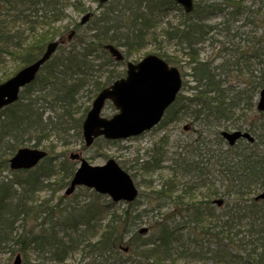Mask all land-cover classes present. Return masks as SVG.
Masks as SVG:
<instances>
[{"label":"trees","instance_id":"16d2710c","mask_svg":"<svg viewBox=\"0 0 264 264\" xmlns=\"http://www.w3.org/2000/svg\"><path fill=\"white\" fill-rule=\"evenodd\" d=\"M150 1L119 0L120 7H117V11H104L97 18L94 24L96 27L90 29V34H81L85 38L82 37L78 41L77 35L74 36L79 46L72 42L64 50L61 49L64 51L63 54L55 55L40 69L34 82L23 88L18 101L0 111V170L7 168V157L20 147H25L30 137L37 138L46 133L50 119L44 117L42 103L52 104L54 100V105L61 107L63 111H68V108L74 106L80 90L92 83L93 75L100 76L105 73L102 82L90 84L95 95L109 86L113 80L121 77V74L114 69L108 70L111 66L120 65V62L108 58L107 52L102 53L105 56L94 67H87L92 49L102 48L104 43L115 44V47L126 48L128 52L124 57L128 58L131 50L135 48L139 50L144 45L145 36L152 33L150 31L156 30L163 22L167 24L164 35H168L169 38L170 35L173 36L172 39L177 40L187 51L188 67L194 83L190 88V97L176 100L168 113L173 111L174 116L191 117L192 122L200 124L203 131L205 128L218 129L221 124L237 130L242 128L241 124L235 122V114L239 111L243 114L242 118H245L247 116L243 111H251L255 107L251 94L264 88V70H261L259 78H256L258 82L254 85L237 92L230 88L225 90L222 88L219 74L215 72L216 68L199 59L196 49L207 33L208 26L204 24L207 20L205 15L216 8L213 5L201 7L196 1L193 12L183 13L182 24L174 27L164 14L167 7L174 4L158 0H154L157 3L153 4ZM215 1L231 8L230 16L239 9V3L235 0ZM257 2L264 6V0ZM67 6L75 9L76 12L82 11L81 3L78 1L0 0V65L9 59L18 62L19 69L35 62L45 46L54 41L56 36V32L51 28H48L50 31H45V28L48 24L60 23L66 16ZM171 29L174 32H169ZM64 32L65 30L58 32L59 36ZM75 52L81 53L80 58ZM163 55L156 56L171 66L177 63L169 56ZM70 79L72 81L69 82ZM258 114L264 118L262 113ZM249 125L255 136L252 144L240 146L238 142L235 147H228L225 154L221 148L216 147L217 149L212 150L211 146L207 145L210 141L205 142L199 134L200 139L191 142L190 145L186 144V149L189 148L187 154L184 155L183 152V155L179 154L174 160L171 159L174 165L173 172H177L185 181L184 183L173 181L169 186L162 184L160 187L159 191L170 199L172 209L165 217L166 222L159 226L158 243L149 239V243L136 246L143 240L136 230L137 226L143 222V219L150 220V216L144 215L147 214L145 210H139L137 203L132 211L140 215L131 217L129 213H125L118 217L113 212L111 218L102 225L99 215L109 207L100 204L97 200L99 196L95 193L93 194L95 200H89L83 205L69 206L68 210H65V215H61L54 224L53 233L57 227L62 229L64 225H68L70 229L62 232L68 230L79 239V242L86 241V235L93 233L88 240L96 237L97 240L94 243L87 241L88 243L82 245V251L87 249L86 253L96 258V264H116L120 261L118 248L123 244V237L125 238L127 234L131 235L126 240L127 243L134 246L135 254L143 258L146 263L242 264L244 248L248 260H252L254 264H264V201L256 202L253 199V196L259 192H264V125L254 126L251 123ZM213 138L219 145L218 132ZM258 148L260 150L257 153ZM236 149L239 152H236ZM159 159L152 157L142 165V171L148 173L157 171L160 166ZM68 164L64 161L61 165L62 169L65 167V170L60 169L65 173L62 177L58 175L61 171H54L53 164L51 162L48 164L50 170L48 177L56 176L60 180L56 187L61 186L60 188L64 189L68 185L65 182L70 180L73 174L72 170H68L70 168ZM61 178L67 180L61 181ZM217 181L219 183L215 185ZM13 184H18L22 188L14 202L11 193ZM13 184L0 182L2 242L7 246L10 245L9 242L20 246L30 245L37 254L41 255L43 249H46L50 243V241L42 242L40 239L45 236L43 230L35 234L33 241L28 244L23 234H16L18 238H15L16 228H12L6 220L8 213L14 208L26 205L25 201L31 200L32 189L37 187L39 182L22 179L21 182L13 181ZM199 189L204 193L198 194ZM178 190L179 194H177ZM221 192L222 195L219 194ZM220 196L226 198L225 204L222 207L213 206V199ZM87 211L98 218L95 226H91L94 225V221L90 224L91 221L77 215ZM154 211V208L149 210L151 213ZM54 215L58 214L54 213ZM69 219L72 222L71 226ZM175 219H180L185 225L182 228L183 232L179 234H174L167 227V224L173 225ZM241 224H244L243 230L240 229ZM83 228L87 233H83ZM150 229H152V221ZM212 246H214L213 250L208 251L207 249ZM69 251L62 246L60 250L51 252L57 258L60 252L69 253Z\"/></svg>","mask_w":264,"mask_h":264},{"label":"rangeland","instance_id":"374dc122","mask_svg":"<svg viewBox=\"0 0 264 264\" xmlns=\"http://www.w3.org/2000/svg\"><path fill=\"white\" fill-rule=\"evenodd\" d=\"M72 1L80 2L82 11L76 12L75 9L67 6V11L65 12L66 16H64V19H62L60 23L48 24L45 31H50L48 28L55 31L56 36L54 38L59 37L58 32L63 30H65V32L61 37L66 39V36L70 31H78L81 29L79 33H74L77 35V40L81 39L83 37L81 34H90V29L96 27L94 24L104 11H117V7H120L119 0H110L104 3H101L100 0H70V2ZM196 1L201 4V7H205V5H213L214 8H222V10H213L210 14L205 15L207 16V20L204 24L208 27L206 28V35L202 37V42L199 43L196 48L198 50L199 59L207 62L214 69L216 68L215 72L216 74H219L223 81L224 88H230L232 91L234 90L237 92L243 88H248L249 85H254L258 82L256 78H259L258 76L261 74V70H264V6H261L257 0H235L239 3V9L237 11L234 10L236 13L230 16L227 13L232 12L231 8L225 7L219 1ZM150 3L154 4L157 2L151 0ZM167 8L168 9L164 11V14L167 16L170 24L174 27L182 24V9L179 6L175 7L173 5H170ZM177 8H179V10ZM87 12L91 15L83 25L81 21ZM77 25L79 26L77 27ZM160 25L161 26L156 30L150 31L152 33L145 36L144 47L139 50L136 48L132 49L129 57H124V60L120 62L119 66H111L108 70L111 71V69H114V71L120 72V74L125 73L126 62H138L147 55H158L160 57H162V54H164L163 56L167 55L177 62L173 66L179 70L182 78L180 96L188 98L190 97L189 89L192 88L194 84L191 82V77L189 75L191 70L188 67V59L186 56L187 51L183 45L177 42V40L172 39L174 38L173 36L170 35L169 38L168 35H164V28L167 25H165V22ZM169 32L174 31L171 29ZM70 43L71 42H68L66 39V41H64V44L66 45L61 49L64 50L67 44ZM73 43H76V39L73 40ZM119 48L125 56V53L128 51L122 47ZM63 52L64 51L61 50L55 54L59 55L63 54ZM17 67L18 62L6 59V61L0 65V82L6 81L23 68L18 69ZM104 78L105 73L100 76L93 75L92 83L102 82ZM249 82H251V84H249ZM90 84L80 90L74 106L68 108V111H63L61 107L54 105V100L52 101V104H46L45 102L42 103V107L44 108V110L42 109V113L45 118L50 119L49 125L46 127V133H52L48 139L43 140L42 146L40 147L42 149L44 146L49 147L48 155L53 159L51 161L55 162L54 164L58 167L65 161L66 163H69L68 165L70 169H76L79 166L80 161L78 159H71L70 156L73 154H77L81 159H84L92 166H102L108 160H114L120 165V167L126 169L130 175H135V178H137L136 180L134 179L135 184L139 187L138 189L140 193L144 196L160 188V184H163L164 180L170 178L171 172L168 171L167 166L172 165L170 163L171 158L174 160V158H177L181 153L180 151L182 149L178 147L179 145L186 146L187 143L190 145L191 142L200 139L199 134H201L205 142L206 140L210 141V144L207 145L211 146L212 150H215L217 149V143L213 138L214 134L216 135L218 132V136H220L222 131L231 133L237 130L233 129L231 126L226 127L221 124L218 129L210 128L211 130H207L205 128V131H203L202 126L196 122L193 123L191 117H180L179 115L174 116L172 111L169 113L166 112L156 127L144 132L140 136L106 145L101 141H97L101 143L100 146L96 144L92 147H86L82 139L81 122L84 119L85 113L89 110L91 102L95 96V93H93V87ZM251 96L253 97L254 105L256 101V92L253 91ZM115 112L116 110L114 107L108 103L103 108L102 116L109 117ZM243 113L246 114L247 117L242 118L243 114L237 111L235 114V122L238 125L241 124L242 128L239 129L241 132L248 133L252 139H255L254 134L251 132L252 130H250L249 124L251 123L254 126L264 125V118L259 116V112L256 111L255 107H253L251 111L244 110ZM244 120L245 122H242ZM77 125H80V127H77ZM35 140V137H30V141L25 143V147L32 148ZM239 143L240 146H247L249 141L241 140ZM221 146L222 150L225 149V151H227L225 141ZM220 148L221 147H219V149ZM259 150L260 148H258L256 152L258 153ZM152 157L160 158L159 161L162 169L149 173L142 171V165L145 162L150 161ZM10 171L12 172L7 164L6 169L0 170V180L7 182L8 184L16 179L20 182L23 178L21 175L22 172L18 173L17 177H14ZM54 171H57V169H54ZM32 172V174L36 175L39 173V170H32ZM57 179L56 176H53L50 180L44 183L43 181H40L38 185L39 187H37L39 189L36 190V188H34L31 192V200L25 201V204L30 208L39 207L43 208L46 212L57 213L58 215H54V224H56L57 219L61 215H65V210H68L69 206L83 205L89 200L95 198L90 191H85L84 188L77 189L70 195H65L63 192L65 188H60L61 186L50 188V185L53 184V182L55 184ZM138 179L148 180L153 184L149 186H139ZM172 179L178 183H184L185 181L178 175L176 179ZM218 183L219 181H217L215 185ZM21 189L20 186H12L11 193L13 202L19 196ZM179 193L178 190L177 194ZM203 193V190H198V194ZM257 193L258 192H256V194ZM219 194L222 195V192ZM220 197H216L213 200H221L222 203L219 207H222L225 204L226 198L223 196ZM197 198H200V196H197ZM99 200L102 204L109 202V199L106 196H101ZM137 200L140 201L142 208H145L148 205V200L146 198L145 200L142 198H138ZM126 206L127 205L125 204H120L106 210L107 212H109V210L116 211V216L121 217V212L127 208ZM213 206L217 205L213 204ZM175 209L177 211L179 210L178 207ZM150 225L151 221L148 219L143 223H140L136 230L138 231L139 229L145 228L146 232L139 234V236H142V238L144 236L146 237V234L150 233ZM15 228V238L16 234H22L24 231H33L35 234H38L43 230L41 227H36L35 218H31L26 223H20ZM57 229H59V227H57L56 230ZM64 233L70 234L68 230ZM129 236L131 237V235ZM126 240H128L127 237ZM9 244L10 245L5 247V252L0 253V264H12L16 254L21 255V264H92V262L83 259L79 253H71V257L62 262L44 261L46 258L35 253L31 246H28L27 248V245L20 246L10 242ZM30 254H34L36 257L31 256Z\"/></svg>","mask_w":264,"mask_h":264},{"label":"water","instance_id":"95a60500","mask_svg":"<svg viewBox=\"0 0 264 264\" xmlns=\"http://www.w3.org/2000/svg\"><path fill=\"white\" fill-rule=\"evenodd\" d=\"M109 0H100L101 3ZM185 13L193 10V0H173ZM86 14L81 23L89 18ZM69 33L67 39L73 35ZM56 42L50 43L40 59L19 70L14 76L0 84V110L12 104L18 96L21 88L27 85L38 72L39 68L49 59L56 49ZM106 49L121 60L116 49L110 45ZM181 86L179 72L174 67H169L163 60L156 56H146L136 66L128 64L125 79L116 81L109 88L102 90L95 98L82 123V136L87 144L98 136L108 140L123 139L154 127L160 120L165 109L173 102L176 93ZM107 100L119 110V114L108 120L100 116V112ZM257 111L264 112V89L259 93ZM227 142L232 145L240 137L252 141L247 133L233 132L222 133ZM42 157L37 151L20 149L10 160L11 169L19 167L31 168ZM39 158V159H38ZM71 159H77L78 155H71ZM37 159V160H36ZM80 169L74 174L70 187L65 191L66 195L73 192L76 185L93 187L99 193L108 194L112 200L132 201L135 197L133 183L125 181L124 172L114 160H109L103 166H92L82 160ZM264 199V193L258 195L255 200ZM146 229L140 230L144 233Z\"/></svg>","mask_w":264,"mask_h":264},{"label":"bare ground","instance_id":"6f19581e","mask_svg":"<svg viewBox=\"0 0 264 264\" xmlns=\"http://www.w3.org/2000/svg\"><path fill=\"white\" fill-rule=\"evenodd\" d=\"M163 2H172L174 4V6H177V4L173 1V0H164ZM196 0H194V4H195ZM222 4V3H221ZM223 5V4H222ZM225 6V5H224ZM227 7V6H225ZM222 10V8H216V10ZM214 10V11H216ZM229 14V13H227ZM81 29H79L78 31L80 32ZM77 30H75V33L78 32ZM78 32V33H79ZM78 41V40H77ZM76 41V45L79 46V42ZM57 45H56V49L54 50V52L51 54V56L49 57V59L40 67L42 68L49 60L52 59V57H54V55H56L55 53L60 51L61 48H64L66 44L64 43H60V42H56ZM107 46V44H103L102 45V48H94L92 49L91 53L92 54H89V57H88V60L90 61L89 65L87 63V67H94L104 56L105 54L102 55V53H105L107 52V50L105 49ZM83 47V46H82ZM95 47V46H93ZM144 47V46H142ZM141 47V48H142ZM47 47H45L44 51L42 52L41 56L38 58L40 59L42 57V55L44 54L45 50H46ZM123 48V47H122ZM140 48V49H141ZM126 49V48H124ZM116 52L122 56L124 55L120 48L117 47L116 49ZM80 52H75V55L77 57L80 58ZM107 57L110 58V59H115V56L112 54V53H107ZM37 59V60H38ZM36 60V61H37ZM123 61V59H122ZM128 64L132 65V66H136L138 64V62H128L125 64L126 66V69H125V73H121V77L120 79H125L126 76H127V71H128ZM119 66V65H118ZM190 69V68H189ZM120 73V72H119ZM190 77H191V73L189 74ZM37 77V75L35 74L34 78L27 84V85H30L34 82L35 78ZM220 78V77H219ZM221 79V78H220ZM119 78L113 80L112 82V85L118 81ZM72 81V79L69 80V82ZM5 82V81H4ZM4 82H1L0 84L4 83ZM191 82H192V77H191ZM193 83V82H192ZM194 84V83H193ZM27 85H25L24 87H26ZM23 87V88H24ZM23 88H21L18 92V96H17V99L13 102H17L18 99H19V96H20V93L22 92ZM106 88H109V87H104L102 90L106 89ZM222 88H224V85H223V81H222ZM226 90V88H224ZM229 89V88H228ZM264 89V88H261L259 89L257 92H256V101L255 103H258L259 101V93L260 91ZM177 94V93H176ZM99 95V93H97L94 98H96L97 96ZM110 101V100H109ZM254 103V104H255ZM91 107V105H90ZM114 109L116 110V112L112 115V116H109L107 119L110 120L112 119L115 115L119 114V110L116 109L114 107ZM160 123V121L154 126L156 127L158 124ZM152 127V128H154ZM148 130L146 131H143L141 133H139L138 135H134V136H129V137H126V138H123V139H120V141H124V140H127L129 138H134V137H137V136H140L141 134H143L144 132H147ZM52 132L50 133H45L43 135H40L39 137L36 138L35 140V143L33 145L32 148H28V147H20L19 149H17L12 155H9L7 157V164H8V167L10 170H12L11 174L14 175V177L18 175V173L22 172L21 175L23 176L22 179L24 180H28V181H37L40 183V181L43 183L50 180V178L48 177V174L50 172L49 168H48V164H50V162L53 164V169H57L58 171H61L59 172L58 175H60L62 177V175H64L65 173L62 171V170H65V167L62 169L61 166H56V164H54L55 162L51 161L53 159H51V157L48 155L49 154V147H46L44 146V148L42 149L40 146H42V142L43 140L45 139H48L49 136L51 135ZM222 133H228V132H221V135L219 136L220 138V144H216L217 145V148L221 147L222 149V144L223 142L225 141L224 140V137L222 136ZM83 139V138H82ZM97 141H101L104 143V145H106V142L108 141V139L104 138L102 135L101 136H98V137H95L93 138V140H91V142L89 144H87L85 142V140L83 139V143L86 147H92V146H95L96 144L100 146L101 143L97 142ZM227 145V143H226ZM236 145H234L235 147ZM180 149H182L180 152V155H183V152H184V155L185 153L187 154V151L189 148L186 149V146L185 145H179L178 146ZM228 145L226 147V150H228ZM20 149H29L30 151H37L40 156L42 155V157L37 160L35 162V164L29 168V169H26V167L22 166V167H19L18 169H11L10 165H9V162L10 160L13 159V157L15 156V153L20 150ZM236 152H239V150H235ZM227 151H225L224 149V153L226 154ZM73 155H77V154H73ZM80 162L84 159H81L79 156L77 158ZM172 159V158H171ZM85 161V160H84ZM45 162V163H44ZM86 163H88L86 161ZM170 163H171V160H170ZM89 164V163H88ZM172 164V163H171ZM143 167V166H142ZM38 169L39 170V173L34 175L32 174V170H36ZM62 169V170H60ZM80 169V166H78L76 169H70L68 168V170H72V177L70 180H67V178H61V181H65L67 180V182H65L66 184H68L66 187H65V190H67L69 187H70V184L74 178V174ZM125 174H124V177L122 179L123 183L125 184V181H131L133 183V188L134 191H135V197L132 201H125V200H117V201H114L111 199V197L106 194V193H99L97 192L93 187H87L85 185H76L74 187L73 190H77V189H81V188H84L85 191H90L91 194L93 193H99V198H101V196H106L108 197L109 199V202L106 203V204H103L104 206L106 207H109V208H106V209H111L112 207H114L115 205H120V204H125L127 205L126 209L124 211L121 212V215L125 214V213H129L131 217H133V215H140L139 213L135 212V211H132V208L134 207L135 203H137V206L140 207L139 210H145L147 212V214H144L145 216H150V220L149 221H152V229L150 230V233L146 234L147 236L143 237V240L139 241L137 243L136 246H142L144 244H147L149 243V239H153L155 240V243H158V236H159V226L166 222L165 221V217L167 215V213L169 211H171L172 208H170L171 204H170V199H168V197L161 193L160 188H158L157 190H154L152 191L150 194H147L146 196H144L142 193H140L139 191V187L135 184V180L137 178H135V175H130L126 169H124L123 167L120 168ZM158 169H162V166H159ZM167 169L169 172H171L170 174V178H167L166 180L163 181V184H165L166 186H169L172 184L173 180L172 178L176 179L178 173L176 172H173L174 171V165H170V166H167ZM1 173V172H0ZM19 178V177H18ZM22 179L20 180V182L22 181ZM135 179V180H134ZM139 180V186L142 185V186H149V185H152L153 183L148 181V180H143V179H138ZM12 181V180H11ZM14 181H17L14 180ZM60 180L57 179V181L55 182V184H57ZM0 182L2 183H6L7 185H10L11 183L13 184V182H10V184H8L7 182H4L2 180H0ZM54 182L53 184L50 185V188H56ZM15 187L18 186V184H13ZM162 183L160 184V187H161ZM159 186V185H158ZM37 187H39L37 185ZM36 188L39 189V188ZM45 187V186H44ZM34 189V188H33ZM32 189V190H33ZM264 192H259L258 194H262ZM99 198L97 199L98 202L100 204H102L99 200ZM138 198H142L143 200H145V198L148 200V205L145 207V208H142V205L140 203V201H138L137 199ZM92 200H95V198H93ZM91 200V201H92ZM261 201H264V199H260ZM153 205V206H152ZM129 206H131L129 208ZM47 207V206H46ZM150 208H154L155 211L154 212H149ZM104 210L103 213H101L99 215V218L101 219V224L103 225L105 222H107L110 218H111V214L113 212L116 213V211H112V210H109V212H107V210ZM170 209V210H169ZM132 213V214H131ZM78 216H82L84 217L86 220H89L91 221L90 224L93 223L94 221V225H91V226H95V221L98 220V218L93 215H91L88 211L87 212H82V213H78L77 214ZM31 218H35L36 220V227H41L43 229V233L45 234V236H42L40 237V239L42 240V242H45V241H50L49 245L46 246V249H43V251L41 252V257L43 258H46L44 261L48 260V261H54V262H62L64 261L65 259H68L69 257H71V253H79L81 255V257L87 261H90L92 262V264H96V258L93 256V255H89L86 253L87 249L85 251H82V245L85 244V243H88L87 241H89L90 243H94V241L97 240V237L95 239H92V240H88V237L91 236V234L93 233H89L88 235H86L85 237V240L86 241H81L79 242V239L74 235V234H66V233H63L62 231L66 230V229H70V227L68 225H64L63 228L61 229H57L54 231L53 233V228H54V213L53 212H46L45 210H43V208H39V207H33V208H30L29 206L27 205H21L19 207H16L14 208V210L12 212H9L8 215H7V223L10 224V226L13 227H16L17 225H19L20 223H26L28 220H30ZM145 218V217H144ZM154 219V220H153ZM146 219H143V222L145 221ZM70 223V226L72 225V222L71 220L69 219L68 221ZM142 222V223H143ZM167 224V223H166ZM167 227H169V231H173L174 234H179L181 233V231L183 232L182 228L185 227V225H183L182 221L180 219H175V221L173 222V225L172 224H167ZM82 228V227H80ZM240 229L243 230L244 229V224H241L240 225ZM84 230V231H83ZM83 233H87L86 229L83 228L82 229ZM95 230L93 229V232ZM89 232H92V231H89ZM185 232V231H184ZM23 238L24 240L26 241V243L30 244V242L33 241L34 237H35V232L33 231H28V232H23ZM130 234H127L126 237L128 238ZM145 235V234H144ZM125 236V235H124ZM126 237L124 238L123 237V244L119 246L118 248V253L120 254V261H118L116 264H151L150 262L149 263H146L143 258H141L138 254L136 255V251H135V248L133 245L131 244H128L127 241H126ZM18 237H16L17 239ZM2 237L0 236V253H4L5 251V247L7 245H5L3 242H2ZM157 241V242H156ZM79 242V243H78ZM200 243V242H199ZM199 243H197V245H199ZM134 244V243H133ZM136 244V243H135ZM28 246L30 245H27V248ZM64 246L65 249H68L70 250L69 253L67 252H60L59 254H57V258H61L60 260L55 258L53 253L51 251H57V250H60V248ZM73 246V247H72ZM133 246V247H132ZM213 247H210L209 249H207L208 251L213 250ZM24 249L26 250V248L24 247ZM77 250V251H76ZM7 251V250H6ZM29 251V250H28ZM12 252V251H11ZM36 253V252H35ZM85 253V254H84ZM142 253V252H141ZM243 254H244V260L242 262V264H254L252 262V260H248V256H247V252L245 251V249L243 248ZM31 256H35L34 254H30ZM36 257V256H35ZM22 263V258H21V255L20 254H16L15 255V258L12 262V264H21Z\"/></svg>","mask_w":264,"mask_h":264}]
</instances>
